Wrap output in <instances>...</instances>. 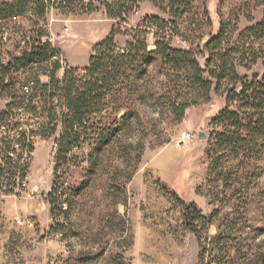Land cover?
<instances>
[{
    "label": "rangeland",
    "instance_id": "obj_1",
    "mask_svg": "<svg viewBox=\"0 0 264 264\" xmlns=\"http://www.w3.org/2000/svg\"><path fill=\"white\" fill-rule=\"evenodd\" d=\"M3 1L6 0H0ZM57 1L50 0L43 19L29 12L2 23V35L8 37L4 44L0 36L2 67L8 65L11 56L20 55L37 34H46L43 42H50L54 55L62 56L68 68L70 63L88 64L94 47L118 27L119 23L106 12V4L118 0H67L64 7ZM263 3L264 0H197L176 27L150 2L138 3L126 22L120 24L116 47L123 50L130 42L131 31L150 18H159L170 24L166 39L170 47L195 53L199 61H205L198 54L208 42V35L216 34L223 22L228 26L229 40L233 30L238 29L232 41L237 44L242 32L263 22ZM30 9L33 11L34 6ZM148 32V48L153 52L157 41L154 27ZM257 42L264 43V37ZM48 68V64L30 65L14 75V107L25 100L20 86L29 79L46 77ZM84 70H78L80 78ZM236 71L248 82L261 78L264 58L247 69L237 66ZM204 78L213 84L209 101L189 109L180 124L154 122L159 119L156 102L142 99L136 106L138 123L120 125L111 141L97 146L98 135L90 131L81 143V152L65 150L62 178L69 183L71 194L66 211L49 204L50 186L44 178L39 179L34 198H12L16 210L23 208V213L16 216L38 217L29 220L35 224L30 230V244L20 240L24 228L13 222L14 229L0 242V264H264V155L256 158L255 153H248L235 159L233 154L219 149L216 140L223 128L212 123L227 107L238 111L239 105L227 102L233 89L231 80H224L217 88L215 79L207 74ZM48 84L49 80L42 79V86ZM240 91L238 87L237 93ZM8 100L11 99L0 95V108L7 109L12 104ZM42 115L47 121V133L57 128L56 134L40 146L45 149L44 160L52 168L55 182L58 176L50 148L59 138L58 125L63 116L46 107ZM93 119L89 122L94 129L103 131L111 124L100 123L99 117ZM186 132L194 134L195 140L178 147ZM199 133H204L206 140H200ZM171 147L176 149V155L164 151ZM175 195L183 202L196 204L209 224L202 231L201 242L185 229L183 208ZM214 237L217 241L212 243Z\"/></svg>",
    "mask_w": 264,
    "mask_h": 264
},
{
    "label": "trees",
    "instance_id": "obj_2",
    "mask_svg": "<svg viewBox=\"0 0 264 264\" xmlns=\"http://www.w3.org/2000/svg\"><path fill=\"white\" fill-rule=\"evenodd\" d=\"M196 1L118 0L114 4L108 2L107 15L119 24L117 28H113L105 41L94 47L93 55L84 70V77L80 78L77 75L78 70L66 69L64 78L59 80L57 74L61 70L60 66L58 64L49 66L45 72L49 84L42 86L41 91L44 94H48L49 91L58 93L68 111V114L63 116L64 130L55 140L59 147L58 161L64 165V151L71 152L73 146L83 143L84 137L90 131L91 135H98L97 146H102L116 136L120 125L125 122L138 123L139 114L136 106L142 99L149 98L156 102L159 119L153 120L154 122L180 124L185 120L189 109L209 101L213 84L205 80V74L217 81V88L224 80H231L233 89L228 94L227 102L239 105L238 111H232L227 107L212 123L215 127L223 128V132L217 135L216 140L219 149L224 153L228 151L233 154L235 159L241 154L248 153H252L251 155L255 153L256 158L264 155V75L248 82L241 79L236 71L237 66L247 69L264 58V43L257 42L264 37V19L261 24L242 32L237 44H233L232 41L238 29L233 30L229 40L226 38L228 26L221 22L218 32L208 35V42L198 54L206 58L205 61H199L195 53L170 47L166 40L170 24L159 18H150L137 30L131 31L130 42L123 50L116 47L120 24L126 22L138 3L150 2L163 14L168 15L173 21L172 26L176 27V22L190 13ZM49 2L50 0L0 2L1 39L3 22L23 17L29 12L34 13L38 19H43ZM31 6H34L33 11L30 9ZM151 27H154L157 39L153 52L148 48V29ZM45 36L46 34H37L34 41L28 44L20 55L11 56L7 66L2 67L0 64L1 96L16 103L13 96L14 75L21 68L49 63L54 53L50 42H43ZM241 46L243 47L240 48ZM238 87H241L240 93H237ZM14 105H8L7 110H12ZM94 117H99L100 123L110 121L111 124L103 131L94 129L89 122V119ZM56 131L55 127L50 134L43 131V139L54 136ZM134 159L139 160L140 157L134 156ZM59 169V166L55 167L56 176ZM133 174L128 180H131ZM57 181L54 182L47 200L54 209L58 208L63 212L56 197ZM163 188L167 191L165 185ZM70 195L67 191V198ZM174 198L183 208L185 229L201 242L202 231L209 226L201 210L194 203L183 202L176 195ZM216 241L217 238L214 237L212 243Z\"/></svg>",
    "mask_w": 264,
    "mask_h": 264
},
{
    "label": "built area",
    "instance_id": "obj_3",
    "mask_svg": "<svg viewBox=\"0 0 264 264\" xmlns=\"http://www.w3.org/2000/svg\"><path fill=\"white\" fill-rule=\"evenodd\" d=\"M59 6H66V0H58ZM7 35L3 37V43L6 44ZM58 64L61 70L68 68L66 60L58 55H52L48 63L49 66ZM49 78L42 77L38 79H29L19 88L21 95L24 97V102L13 107L12 110H3L0 112V224L4 220V200L6 197H11L16 200L32 199L37 193V188L32 187V167L35 160L38 144L45 140L42 137V132L48 130V125L45 117L42 115V110L46 107L47 111L54 114L65 116L68 114L67 108L61 96L53 91L44 94L41 91V81ZM8 81V80H7ZM40 83V85H39ZM46 101V106L44 105ZM8 103L14 104L11 100ZM60 134L64 130L61 123L58 125ZM59 134V137H60ZM195 135L189 132L182 134L178 141V147H183L187 142L195 140ZM59 147L53 142L50 148V155L55 166L60 169L57 172V195L59 199V207L66 211L68 206L67 191L70 190L69 183L63 180L62 162L58 161ZM81 144L72 147V153L81 152ZM51 190L49 191V193ZM18 226L34 227L31 221L16 220Z\"/></svg>",
    "mask_w": 264,
    "mask_h": 264
},
{
    "label": "crops",
    "instance_id": "obj_4",
    "mask_svg": "<svg viewBox=\"0 0 264 264\" xmlns=\"http://www.w3.org/2000/svg\"><path fill=\"white\" fill-rule=\"evenodd\" d=\"M88 66V64L85 65H74L72 63H70L69 65V69H74V70H80V69H85ZM64 74H65V70H60L59 73L57 74L59 79L62 80L64 78ZM6 103V101H5ZM7 105V103L5 104ZM6 108H0V112H2L3 110H5ZM45 140L41 141L38 146H37V150H36V155H35V160L33 163V167H32V187H36L38 188L39 179L44 178L45 179V183L48 184L50 186L49 191L51 190V188L53 187L54 184V176H53V172H52V168H48L46 166V162L44 160V147H40L42 143H44ZM165 152L170 151L172 152L174 155L177 154V151L175 148H165L164 150ZM163 151V152H164ZM174 168V163L171 164L169 170H173ZM159 171V170H158ZM34 173V175H33ZM169 177V176H168ZM174 177L172 176L170 179H173ZM34 182V183H33ZM35 185V186H34ZM46 198V197H45ZM4 220L1 222L0 224V242H2L3 239H6L9 232L14 229V226L16 224H14L13 222L16 220H22V221H29L31 217H38V216H16V213H23L21 212V206H20V210H16L15 207H13V201L11 197H6L4 200ZM46 203V202H45ZM45 203H43V206L45 205ZM32 222V221H31ZM35 226V224H34ZM18 228H24L21 231V241H27L29 244L32 243V233L30 230L34 229V227H29V226H17ZM16 229V228H15ZM1 244V243H0Z\"/></svg>",
    "mask_w": 264,
    "mask_h": 264
},
{
    "label": "water",
    "instance_id": "obj_5",
    "mask_svg": "<svg viewBox=\"0 0 264 264\" xmlns=\"http://www.w3.org/2000/svg\"><path fill=\"white\" fill-rule=\"evenodd\" d=\"M198 138H199L200 140H206L207 137L205 136L204 133H199Z\"/></svg>",
    "mask_w": 264,
    "mask_h": 264
}]
</instances>
